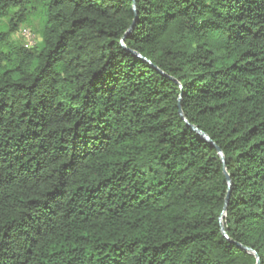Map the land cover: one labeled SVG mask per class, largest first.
<instances>
[{"label": "trees", "instance_id": "obj_1", "mask_svg": "<svg viewBox=\"0 0 264 264\" xmlns=\"http://www.w3.org/2000/svg\"><path fill=\"white\" fill-rule=\"evenodd\" d=\"M238 245L264 264V0H0V264Z\"/></svg>", "mask_w": 264, "mask_h": 264}, {"label": "water", "instance_id": "obj_2", "mask_svg": "<svg viewBox=\"0 0 264 264\" xmlns=\"http://www.w3.org/2000/svg\"><path fill=\"white\" fill-rule=\"evenodd\" d=\"M133 27H134V25H132L130 31L133 29ZM131 53H132L133 55L137 56L140 60H142V61L147 62L148 64H150L149 61H147L145 58L141 57L139 54H136V53H134V52H131ZM179 113H180V116L182 117V119H184V116H183L181 110H180ZM193 129H194V131H195L196 133H198V134L200 135L201 138H203V139H204L205 141H207V142H210V140H209V138H208V136H207L206 134L201 133L200 131L197 130V128H193ZM210 144H211V146L217 151L219 157L221 158L222 163L224 164V157H223V155H222L221 150H220V149H219L214 143H211V142H210ZM224 173H225V175H226V179H227L228 190H227V194H226V197H225V204H224V207H223V213H222V216H224V215H225V212H226V207H227L228 200H229V197H230V186H231L230 179H229L228 175L226 174L225 169H224ZM222 233H223V235H225L223 229H222ZM225 236H226V235H225ZM238 248H239L240 250H242V251H245V252H247V253H249V254H252V255L255 257V259H256V264H259V258H258V256L255 254L254 251H251L249 248L242 247V246H240V245H238Z\"/></svg>", "mask_w": 264, "mask_h": 264}, {"label": "rangeland", "instance_id": "obj_3", "mask_svg": "<svg viewBox=\"0 0 264 264\" xmlns=\"http://www.w3.org/2000/svg\"><path fill=\"white\" fill-rule=\"evenodd\" d=\"M30 33L31 35H27V33ZM15 38L18 39L19 41H22L23 43L25 42L26 38L31 39L32 45L34 46L35 44H40L41 43V38L39 35L35 34L32 32L31 29L29 28H21L15 35Z\"/></svg>", "mask_w": 264, "mask_h": 264}, {"label": "built area", "instance_id": "obj_4", "mask_svg": "<svg viewBox=\"0 0 264 264\" xmlns=\"http://www.w3.org/2000/svg\"><path fill=\"white\" fill-rule=\"evenodd\" d=\"M27 35L29 36V35H31L29 32L27 33ZM25 47L26 48H30V47H33V45H32V42H31V39H29V38H26V40H25Z\"/></svg>", "mask_w": 264, "mask_h": 264}]
</instances>
